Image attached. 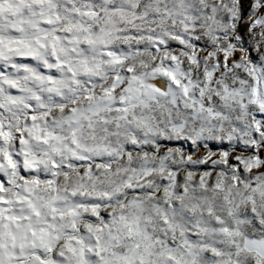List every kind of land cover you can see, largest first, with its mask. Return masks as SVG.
Here are the masks:
<instances>
[{
  "label": "snow or ice",
  "instance_id": "obj_1",
  "mask_svg": "<svg viewBox=\"0 0 264 264\" xmlns=\"http://www.w3.org/2000/svg\"><path fill=\"white\" fill-rule=\"evenodd\" d=\"M0 264H264V0H0Z\"/></svg>",
  "mask_w": 264,
  "mask_h": 264
}]
</instances>
